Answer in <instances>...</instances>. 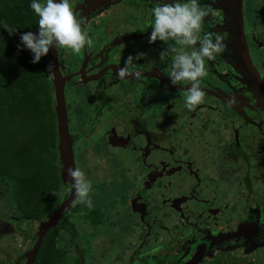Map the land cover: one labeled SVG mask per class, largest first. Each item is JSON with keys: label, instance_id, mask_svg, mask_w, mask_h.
<instances>
[{"label": "flooded vegetation", "instance_id": "af4514ba", "mask_svg": "<svg viewBox=\"0 0 264 264\" xmlns=\"http://www.w3.org/2000/svg\"><path fill=\"white\" fill-rule=\"evenodd\" d=\"M234 1L202 0V6L211 10L204 31L222 34L226 50L205 59L208 79L201 78L199 86L207 97L203 96L202 103L171 114L174 103L181 105L183 97L178 93L184 94L187 85L169 82L175 54L161 60L163 42L147 41L150 27L145 19L151 15V5L146 0H69L74 15L86 18L82 31L88 33L93 46L78 53L56 47L60 75L69 76L64 99L73 89H82L71 95L74 114L65 101L68 131L76 160L82 143L98 153L85 161L86 179L93 189L89 195L103 194L115 185L118 190L112 204L121 208L117 221L124 222L125 229L129 224L136 229L138 240L116 257L119 264H264V104L257 101V90L232 45L237 40ZM247 2L242 0L241 12L253 63L249 40L258 43L251 24L246 25ZM138 52L145 53L133 64L139 76L117 78L116 68L124 58ZM256 69L264 83V70ZM49 75L51 82V70ZM85 83L93 84L89 88ZM205 160V170L212 164L217 175L215 179L207 176V182L199 178ZM73 162L74 168H80L74 154ZM96 172L102 177H92ZM173 175L183 176L173 193L165 194L174 185L160 181ZM63 186L66 199L69 186ZM9 190L6 185L0 187L1 204L2 193ZM76 202L77 198L56 223L54 245L64 253L63 264L68 257L73 259L71 264H96L104 253L100 239L107 234L102 221L87 213L98 215L100 210L85 207L84 212L74 210L68 215ZM53 210L32 221L35 230L27 238L20 236L23 243L33 247L39 223ZM13 211L10 206L0 215V239L17 235L13 223L26 220ZM93 233L97 247L91 243L95 252L86 261L77 234ZM26 251L11 260L0 252V260L24 264Z\"/></svg>", "mask_w": 264, "mask_h": 264}, {"label": "trees", "instance_id": "16d2710c", "mask_svg": "<svg viewBox=\"0 0 264 264\" xmlns=\"http://www.w3.org/2000/svg\"><path fill=\"white\" fill-rule=\"evenodd\" d=\"M28 4L29 0H0V22L17 26L9 36L0 25V179L10 189L15 214L34 221L55 209L66 192L59 177L47 57L33 64L29 51L16 49L22 32L37 30L38 17ZM85 209L76 202L68 215ZM55 231L52 228L42 239L33 264H63L64 253L54 245Z\"/></svg>", "mask_w": 264, "mask_h": 264}, {"label": "clouds", "instance_id": "9594fccd", "mask_svg": "<svg viewBox=\"0 0 264 264\" xmlns=\"http://www.w3.org/2000/svg\"><path fill=\"white\" fill-rule=\"evenodd\" d=\"M146 3L151 5V15L145 19L146 25L150 27L147 41L149 44L163 42L165 47L159 51L161 60L169 53L175 54L168 72L169 82L173 86L179 83L187 85L184 103L186 107L192 108L203 100L204 92L199 85L201 78L207 75L205 59L211 60L226 50L225 37L204 31L205 17L211 10L202 6V0H146ZM28 7L38 17L37 30L22 32L16 49L29 51L31 63H37L50 48H66L78 53L81 49L93 46L88 33L82 31L86 18L74 15L69 0H29ZM0 25H3L9 36L17 30L15 25L3 22ZM144 55L142 52L127 55L123 65L116 68L117 78L139 76L133 64ZM47 67L50 71L52 65ZM66 174L77 202L90 208L92 200L89 193L93 190L91 181L78 167L66 169Z\"/></svg>", "mask_w": 264, "mask_h": 264}, {"label": "rangeland", "instance_id": "374dc122", "mask_svg": "<svg viewBox=\"0 0 264 264\" xmlns=\"http://www.w3.org/2000/svg\"><path fill=\"white\" fill-rule=\"evenodd\" d=\"M246 11L248 12L249 18L246 20V25L247 27L249 26L247 22H249L251 25V27L253 28L252 30H254V38L256 39V42L258 43V45H255V41H253L251 38V41L249 40V44H250V50H251V56L253 59V63L254 65L259 68L260 70H264V0H248V2L246 3ZM254 23V24H253ZM255 25V26H254ZM250 27V28H251ZM208 75V73H207ZM207 75L204 77L206 80L208 79ZM211 78V77H210ZM93 84V83H92ZM89 83H85L82 85H85L87 87H91ZM78 89V87L76 88ZM75 89H73L72 92H69L68 96L65 97V101H67L69 104L73 105V102L75 101L74 98L71 97V95L74 93H76L77 91H74ZM82 89H80V91H78L77 93H82L81 92ZM180 94V96L183 97V100L181 101V105H178L177 103H174L173 106V110L171 111V114H176L178 112H185L187 110L188 107L185 106L184 103V97L186 96L187 92H186V88H185V92L184 94L182 93H178ZM207 97V95H204ZM180 101V100H178ZM69 105L70 110L69 113L72 112V114H74V106L73 107ZM80 108V107H78ZM75 122V121H74ZM73 122V123H74ZM95 139V137L93 138V140ZM79 140H83V138L79 139ZM76 150H73V154H74V160L75 162H77L78 166L82 169V171L85 174V161L86 160H91L92 156L97 155L98 153L95 151H91L90 148L88 147V145H85V143H82L80 148H78V153H77V160H76ZM208 161L205 160L204 162H202V168H201V174L199 176L200 179L203 180V182H207V176L210 177V179H215L217 177L215 173V170L212 167V164H210L207 167V170H205V166L207 165ZM92 163L89 164V166ZM99 167V164H97L95 166V168ZM209 172V174H208ZM183 175H173L172 177H165L163 178L162 181H160V183H165V181L172 183L174 186L170 187L169 189H166L164 191L165 194H170L173 193L174 189L176 186H178L179 180L182 178ZM85 177L87 178L88 176L85 174ZM92 177L94 178H101L102 175L99 172H96L92 175ZM183 181H187V182H193L192 178H185ZM159 183V182H158ZM5 186L3 183L0 185V187ZM204 187L206 189V186H201ZM111 190H107L105 191L103 194H93V196L91 197L92 201V206L90 207V209L92 208H99L100 212L98 215L93 216L97 217V219L99 218L102 223L104 228H102L104 232H106L107 235H104L105 237L101 238L100 240L102 241V243L99 245V247H101L102 249H104V253L101 254V256L98 258H96V264H119L121 263V261H117L116 257L120 256V254L122 252H126V248L128 246L131 247V245H133V241L134 243H136L137 237L135 235L136 229H132V225L129 224V226L126 228V224H124V222H119L117 220H120L119 217V213L121 212V208H116L114 207V205L112 204V196L114 193L117 192L118 188L114 185L110 187ZM200 188V186H199ZM211 191H215L213 188L211 189ZM2 197L4 198L3 202L5 204H1L0 203V215L2 213H4V211L8 210L10 208V206H12L13 202L11 200L10 197V193L9 191L7 192H3L2 193ZM88 208V207H87ZM4 211H2V210ZM13 213L15 214V211H13ZM124 214H127L126 210L124 211ZM5 218V217H4ZM13 228L16 230L17 235H6L4 237H2L0 239V252L4 255V256H9V259H15L18 254H21L23 252V250H29L31 248V244L29 243H23L22 241V237H20L21 235L23 236V238H27V236L30 234V231L35 230V224L32 221H26L24 219L18 221V222H14L13 223ZM114 228V229H113ZM112 231H115L117 233L112 234ZM101 233V232H100ZM96 234L93 233V235L91 236H84L83 234H77V241L82 242V245L84 247L82 253L84 256V259L86 261H90V256L94 254V242L92 241ZM100 235V234H99ZM97 236V235H96ZM65 238V236H61L59 238V244L62 245V240ZM98 238V237H97ZM91 243L93 244L91 246ZM132 243V244H131ZM72 245V244H71ZM95 247H97L96 245H94ZM85 248H91L90 250H87ZM129 248V250H130ZM26 251V252H27ZM66 264H71L73 263V259L68 257L66 258ZM0 264H4V260L1 259L0 260ZM88 264V262H87Z\"/></svg>", "mask_w": 264, "mask_h": 264}, {"label": "water", "instance_id": "95a60500", "mask_svg": "<svg viewBox=\"0 0 264 264\" xmlns=\"http://www.w3.org/2000/svg\"><path fill=\"white\" fill-rule=\"evenodd\" d=\"M241 2L242 0L234 1V13L233 18L236 20V25L234 26L237 40L232 42V45L237 50V56H239V63L241 67L244 68L245 73L251 78L253 88L257 90L256 97L258 102L264 104V83L261 81L258 75L256 67L253 65L246 44V39L243 31V21L241 12ZM48 65L51 64V74H52V90L53 98L55 103V117H56V133H57V151H58V163H59V177L62 184H68L69 193L66 199H64L57 207L54 209L49 217L40 222L38 225V232L35 243L33 247L25 254L24 264H31L35 259L38 248L43 237L46 233L55 227L56 223L60 221L63 215L70 209L76 200L74 191L69 181L66 169L74 168L73 162V151H72V140L68 131V121L67 113L64 99V83L69 80V76L62 77L60 75L57 63L56 48H50L47 53Z\"/></svg>", "mask_w": 264, "mask_h": 264}]
</instances>
